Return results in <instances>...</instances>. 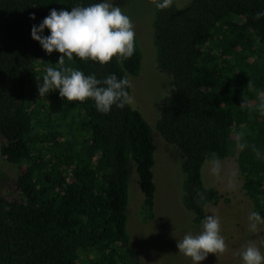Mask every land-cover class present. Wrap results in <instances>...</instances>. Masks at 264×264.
Instances as JSON below:
<instances>
[{"label":"trees","instance_id":"16d2710c","mask_svg":"<svg viewBox=\"0 0 264 264\" xmlns=\"http://www.w3.org/2000/svg\"><path fill=\"white\" fill-rule=\"evenodd\" d=\"M99 0H0L1 155L22 170L19 200L0 196V264H141L127 230L129 164L154 218L152 128L127 105L96 111L58 90L39 97L38 80L62 55L31 38L52 8ZM264 0H191L154 9L156 63L171 78L156 127L184 158L183 203L198 225L218 190L204 185L206 162L237 160L252 211L264 218ZM34 16L35 19L31 17ZM45 36L48 30L45 29ZM142 51L101 65L65 58L64 67L104 79L140 73ZM130 93V88L128 89ZM240 144L246 145L243 149Z\"/></svg>","mask_w":264,"mask_h":264},{"label":"rangeland","instance_id":"374dc122","mask_svg":"<svg viewBox=\"0 0 264 264\" xmlns=\"http://www.w3.org/2000/svg\"><path fill=\"white\" fill-rule=\"evenodd\" d=\"M183 8L191 0H175ZM126 14L139 39L142 51L140 73L129 76L132 107L138 109L150 127L155 147L154 174L155 208L154 218L143 217V193L138 184L135 164H129L130 198L127 210V230L131 245L139 255L141 264H192L191 259L178 252L177 240L189 232L198 234L202 223L194 222V215L183 203L184 158L181 150L167 142L156 127L163 99L172 90L171 78L160 71L156 63V49L153 41V0H114ZM4 138L0 136V196L19 200L15 179L21 168L7 162L1 155ZM216 169V171H213ZM204 185L218 190L215 202L206 205L204 218L212 215L220 223V235L226 249L216 256L209 253L200 264H242L240 252L249 244L258 247L264 254V218L255 231L249 229V214L252 202L243 190V179L238 170L237 160L232 157L220 161L206 162L202 167Z\"/></svg>","mask_w":264,"mask_h":264},{"label":"clouds","instance_id":"9594fccd","mask_svg":"<svg viewBox=\"0 0 264 264\" xmlns=\"http://www.w3.org/2000/svg\"><path fill=\"white\" fill-rule=\"evenodd\" d=\"M153 3L156 9L163 10L171 6L172 0H153ZM260 16H264V12L257 13V17ZM31 18L35 19L34 16ZM45 29L49 33L46 36L43 34ZM30 34L47 54L54 51L62 54L57 61L61 67H49L38 80L39 97L58 90L59 96L69 102L91 99L96 111L102 114H108L113 106L123 109L133 103L128 91L131 83L126 77L118 79L115 74H108L101 80L95 74L85 75L81 70L64 67L65 58L69 61L74 58L91 60L104 65L114 57L123 62L133 56L134 26L114 0L77 5L70 11L52 8L38 25L31 27ZM259 110L264 114V101L260 103ZM245 146L239 145L241 149ZM254 151L258 159H264L258 149ZM248 219L249 229L255 231L261 221L259 213H250ZM201 223L202 229L198 234L189 232L176 243L178 252L190 258L192 264H200L209 253L216 256L226 249L218 218L209 215ZM239 255L242 264H264V254L253 244L246 246Z\"/></svg>","mask_w":264,"mask_h":264}]
</instances>
